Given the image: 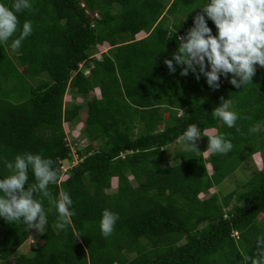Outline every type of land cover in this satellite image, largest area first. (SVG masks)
<instances>
[{"label":"trees","instance_id":"1","mask_svg":"<svg viewBox=\"0 0 264 264\" xmlns=\"http://www.w3.org/2000/svg\"><path fill=\"white\" fill-rule=\"evenodd\" d=\"M207 2L30 0L31 9L16 13L19 30L30 20L33 31L15 60L0 43V179L9 174L5 161L18 154L50 158L57 180L49 190L53 196L66 190L75 215L66 230L57 229L58 212L45 199V232L31 254L18 255L35 229L0 217V264H240L252 254L264 235V168L241 189L221 196L217 187L247 158L264 162V67L255 66L253 84L238 89L221 77L213 90L205 77L181 76L180 66L170 73L164 64L177 49L176 37L201 11L192 9ZM0 3L11 8L14 0ZM141 31L146 35L135 37ZM44 72L50 81L31 86L27 98L4 89L15 77ZM91 91L96 94L89 97ZM66 92L85 99L84 114L80 103L65 106ZM221 97L239 114V132L212 115ZM64 122L81 123L84 145L75 150L80 160L60 178V162L71 157ZM189 124L203 135L197 148L206 150L216 130L233 144L227 154H209L212 173L202 152L180 149L172 163L165 156L164 148ZM254 125L261 130L249 133ZM28 176V185L36 182L31 170ZM114 177L116 189L108 192ZM203 193L210 195L200 199ZM105 209L119 216L108 237L100 228Z\"/></svg>","mask_w":264,"mask_h":264},{"label":"clouds","instance_id":"2","mask_svg":"<svg viewBox=\"0 0 264 264\" xmlns=\"http://www.w3.org/2000/svg\"><path fill=\"white\" fill-rule=\"evenodd\" d=\"M31 8L30 0H14L11 8L0 3V43H7L19 30L16 13ZM194 9L201 11L193 17V26L184 35L176 37V51L170 59L164 60L169 72L175 73V66H180L181 76L192 73L197 80L203 76L213 90L219 89L221 77L227 78L238 89L253 84L255 66L264 67V0H208L202 7ZM206 17L214 23L217 30L215 35ZM19 31V36L11 43L13 50L19 49L32 34V22L26 20ZM212 115L229 128L235 127L240 131L236 125L240 116L233 110L230 99L221 97ZM260 130L258 125H254L249 133ZM202 136L196 124H189L179 136V141L185 151H198L196 142ZM207 138L206 151L210 155H224L233 149L231 140L218 130ZM5 167L9 174L0 179V217L8 223H23L27 231L35 229L43 235L48 224L44 208V200L47 199L48 204L58 212L55 227L66 230L72 224L71 218L75 212L70 194L61 190L58 196H53L49 190V185L57 180V171L50 158L24 152L16 155L12 162L6 160ZM29 170L36 181L31 185H28ZM118 219V214L103 210L100 221L103 236L108 237L113 233ZM240 264H264V235L256 238L254 251L251 255H243Z\"/></svg>","mask_w":264,"mask_h":264},{"label":"rangeland","instance_id":"3","mask_svg":"<svg viewBox=\"0 0 264 264\" xmlns=\"http://www.w3.org/2000/svg\"><path fill=\"white\" fill-rule=\"evenodd\" d=\"M174 21H175V17L170 16L168 23L171 25ZM192 26L193 25L191 24V27ZM145 35H146V33L141 31V32L137 33L135 37L141 38ZM5 48L7 49V51L11 55V57L15 60L16 59L15 55L18 53L17 49L13 50L11 47V43L10 44L5 43ZM9 49H11V50H9ZM94 55L96 57H100L99 51H96V53H94ZM14 64L16 65L15 62H14ZM88 67L89 66H87L86 64H83L82 69H84L86 72H88ZM43 81H50V77L46 72H44L40 75H37V76H27V77L24 76L22 78L15 77V78H13L12 82H9L8 84H6L4 86V89L7 90V92H8L7 94L10 95V97H14L15 94H20V95H23V98H27L29 96L28 91H29L30 87L31 86L34 87ZM17 84H19L20 87H17ZM96 91H97V93L99 92L98 89ZM94 94H96L95 91H91L89 94V97H91ZM73 102L82 104V107L80 108V114L81 113L84 114V112L86 110L85 99L82 98L81 96H73L69 92H66L65 106L66 107L70 106ZM63 125H64V129L66 131L65 132L66 133V139H67L66 141L71 146V157L68 159L62 160L60 162V169H61L60 176H59L60 178L66 177V173H67L66 170L68 168H70L71 166L77 164V162L80 160V158L77 157L75 150H76V147L78 148V147H82L84 145L83 141L80 139V138H83V137H80V135H81L80 134L81 123L64 122ZM133 130L136 131L137 129H133ZM205 132L211 133V132H214V130H206ZM79 140H80V142H79ZM85 141H87V140L85 139ZM96 143L99 144L98 142H96ZM180 149L184 150V146L179 140L177 142L170 144L169 146L165 147L164 152H165L166 158H168L172 163L173 162V155L177 151H179ZM197 150H198V153L202 152V155L207 162L206 168H207L209 173H212L213 169L207 161L209 153L204 148L198 147ZM261 158H262V156H261ZM262 168H264V162H263V159H260V156H256L255 158H254V156L247 158L242 166H240L236 171H234L233 173H231L230 175H228L227 177H225L221 181V183L217 187V193L222 196L223 194L231 191L232 189H237V190L241 189L244 181H246V179L251 174H253L255 172V170L262 169ZM129 178L131 179V182L135 185L136 182L133 180V178L131 176ZM116 186H117V179H116V177H114V178H112L111 186L109 189H107V191L108 192L115 191ZM209 195H210V193H203V194H199L198 197L200 199H203V198L208 197ZM233 201L234 200H232L230 203H232ZM38 234L39 233H37L34 230L30 234V236L27 238V240L24 242V244H22L20 247H18L15 255H18L19 253L31 254L32 253L31 245L36 244Z\"/></svg>","mask_w":264,"mask_h":264}]
</instances>
